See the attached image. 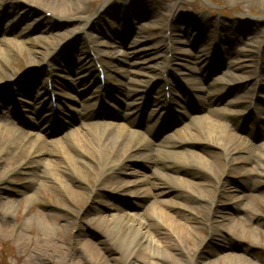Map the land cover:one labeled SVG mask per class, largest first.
I'll return each mask as SVG.
<instances>
[{"label": "rangeland", "instance_id": "1", "mask_svg": "<svg viewBox=\"0 0 264 264\" xmlns=\"http://www.w3.org/2000/svg\"><path fill=\"white\" fill-rule=\"evenodd\" d=\"M104 1L106 0H85L84 6L88 16L93 15ZM262 1L110 0L106 11L91 22L94 32L86 30L89 35L98 37L97 40L91 41L92 43L79 38L76 47L62 46L54 50L52 46L62 39L56 37L51 38L47 43L35 45L36 55L45 53L53 58L48 66L42 64L38 69H30L27 65L29 56L25 50H21V53L9 51L3 73L10 76L15 83L11 90L9 87L0 90V116L6 115L9 121L35 135H44L49 142L69 135L67 140H62L64 145L69 144L72 139L71 131H76L79 127L78 120L73 116L75 113L90 114L91 112L93 123L123 122L122 117L126 114L138 131L153 144L155 143L154 149L159 146L161 149L167 148V151L175 153L178 148L173 145L182 143L185 132L202 128L204 120H201L202 122H193V120L206 117L209 109L219 111L225 116L232 114L233 124L238 128L237 135L249 142L252 147L247 149L238 147V152L234 153L236 158L230 163V169L221 177H215L218 179L210 177L213 184L219 182L223 186L222 192L213 197L208 194L202 197L201 189L180 183L181 190H186L195 201L175 197L172 193L141 199L137 193L131 197L120 193L110 195L109 191L102 192L99 189L96 193L97 199L92 203L89 200L83 204L73 205L67 201L64 192H46L45 195L40 190L39 183L34 179L37 169L32 161H27L22 167H15L12 172H9L11 170L8 165L9 160L2 161L0 177L7 176V180L0 183V264H82L79 262L80 256L89 264H98V261L103 263L113 256L128 264H138L136 260L148 258L146 251L140 250L133 254L135 258H130V254L127 253L121 254V257L120 254H105L99 248L101 254H97L96 258L100 257L97 260L93 254H85L82 245L75 246L74 238L78 228L82 227L87 233L88 241L93 245L98 246V240L108 236V241L115 240L114 247L122 252L125 248L121 246L122 241L118 238L120 234L118 231L114 229L111 233L103 232L105 236L101 231H97L101 217L95 214L94 210L102 211V217L107 220L123 213L131 216L124 217L127 221H143L156 226L161 223L153 219L150 214L155 212L151 205L158 200L186 204L190 209V212L188 210L185 213L186 216L192 221L197 220L202 223L200 230L194 224L197 227L194 233L186 234L182 241L179 240L178 235L172 234L174 231H169L171 234L168 233V236L170 234V239L176 244L175 250L171 253L175 255L178 264H264V177L249 172L254 168L253 162L258 155L264 153V92L260 90L264 88ZM146 12L150 14L144 16ZM41 15V18L45 19L42 22L44 25L51 23L50 13L44 15L42 12ZM28 17L30 16H25L23 7L16 12L8 8L0 11V45L2 39H16L25 47H29L27 40L35 44L33 38L40 35L43 24L31 23ZM182 17L189 21L195 20L204 26L206 31L190 25ZM196 22L193 23L197 24ZM83 24L85 21L72 20L68 24L65 23L58 33L64 36L69 32L75 33L77 30L80 31ZM170 34L175 35L178 41L174 55L170 52L171 44L165 40L163 45L169 49L164 48L156 52L155 48L161 39L168 38ZM76 36L84 35L80 32ZM69 40L70 37L67 38V41ZM88 45L98 55H103L101 59L104 71H107V79L106 85L100 88L102 98L86 93L88 87H92V91L98 89L97 81L94 85L88 83L86 87L73 84L74 80L88 75L84 70L89 66L86 51ZM128 46L133 49H128ZM122 53H126L128 57H120ZM85 59L84 63L82 60ZM163 59L171 60L172 71L169 74H163L160 70L164 64ZM231 64L236 65L239 70L229 72L228 66ZM126 72L139 73L138 76H130L129 79L130 81L134 79L139 85L129 82L130 73L125 76ZM46 74L51 78L48 79ZM152 77L169 81L173 85L174 92L168 91V87L150 84ZM48 80L55 83L52 91L54 94V101L51 100L52 109L47 92L49 89L46 88ZM194 87L203 91L194 90ZM166 90L167 92L164 93ZM206 90H209L210 95ZM134 91L140 99L138 100L140 104L137 101L133 106L139 105L138 109L133 106L128 107L133 103L130 95ZM167 93L170 96L169 100ZM172 93H175V96ZM153 101L164 105L165 109L152 108L150 102ZM44 108L51 109L46 115L50 122H46L49 121L46 117H39L40 119L37 117L38 121L44 119L43 124L36 128L31 123L29 111L37 109L39 116ZM44 126L46 128L40 131L39 129ZM8 146H2L3 150ZM180 146H184L181 149L186 151L187 149L197 151L198 148L190 147L191 143ZM201 149L205 150L216 167L224 161L223 152L217 147L211 145L200 147L199 150ZM150 152L151 150L146 151L147 154ZM139 153L145 152L139 151ZM12 155L16 157V151H12ZM184 158L187 163L183 164L180 162L182 160L178 159H168L163 166L158 165L156 170L160 176L172 183L174 181L170 178L192 182L194 178L202 177L204 172L210 174L209 170H202L200 164L192 158ZM18 160L19 158H16L14 161ZM189 163L194 165L189 167L187 166ZM15 164L18 166V163ZM262 164L264 165V161ZM126 170L128 173L136 172L138 180L143 181V178L149 177L150 182L160 183L154 178L156 176L154 169H144L139 164L129 162ZM46 171H37V175L49 180ZM122 178L134 179L127 175H123ZM91 185L93 184L89 181L84 183L83 187L88 190ZM31 196H34V200L26 203L27 197ZM233 197H237L241 204L239 210L234 208ZM197 199H201V202ZM9 202L15 205L13 210L7 207ZM200 206L204 209H198ZM171 211L175 212L174 209ZM223 214L235 219L234 226L241 227L242 224H248L253 227L254 244L235 239L230 245L228 243L227 246H222L220 236L224 233L229 234L227 228L220 226V216ZM30 217H34L35 222L29 223ZM212 217L216 221L213 227L222 228L220 236L210 235ZM67 223H77V229L72 227L64 230L63 226ZM147 231L143 230V233ZM21 236L24 238L23 241L18 238ZM75 243H78L77 240ZM54 246L59 248V253L51 251ZM76 250L79 253L76 254ZM229 250L243 255L245 260L238 263V259L227 257ZM191 256H195L196 259L191 261ZM165 260L173 262L168 257Z\"/></svg>", "mask_w": 264, "mask_h": 264}, {"label": "bare ground", "instance_id": "2", "mask_svg": "<svg viewBox=\"0 0 264 264\" xmlns=\"http://www.w3.org/2000/svg\"><path fill=\"white\" fill-rule=\"evenodd\" d=\"M109 1L110 0L104 1L93 15L88 16V12L84 6L85 0H0V11L8 8L16 12L17 9L23 7L25 10V16H30L28 18L31 19L29 21L31 23H39L42 25V22L45 20L44 18H41L42 12L44 15L46 13H50L51 15V23L45 25L43 24L40 35L33 38L35 44H31L29 43V40H27V45L29 47H25L23 43L16 39L1 40L0 86H2V88L0 90L8 87L11 90L13 84L15 83L10 76L3 73V68L6 66L5 59L9 56L10 50L15 53H21V50H25L29 56L27 65L30 69H38L42 64L48 66L49 62L53 58L50 54L45 53L36 55L37 53L34 52L35 45L39 43H47L51 38L56 37H60L62 39L52 46L54 50L62 46L65 48L76 47L79 44V38L83 41L92 43L97 40L98 37L93 34L89 35L86 30L94 32L95 29L94 26H91V22L95 19V17L106 11ZM262 4H264V0L262 1ZM149 14L150 12L148 14L146 12L144 13V16ZM182 19L188 21L190 25L198 27L199 30L206 31L204 29L205 27L201 26V24L195 20L189 21V19L185 17H182ZM72 20L73 22L85 21V24L81 26L80 31L77 30L75 33L69 32V34L65 36L59 35L58 30L65 26V23L68 24ZM193 22H196L197 24ZM80 32L84 35L83 37L76 36ZM117 33L119 34V32ZM45 34L48 36L46 37ZM174 36L175 35L170 34L168 38L161 39V42H159L155 51L159 52L162 49L164 50V48L168 50L169 48L164 46L163 43L164 40L165 42L170 41V52L174 55L175 46L178 44V41H176ZM68 37H70L69 41H67ZM135 44H137V42ZM128 49L131 50L133 47L128 46ZM100 56L103 57V55ZM119 56L122 58L128 57L126 53H122ZM163 60L164 64L160 67V70L163 74H169L170 71H172L170 66L171 60ZM82 61L85 63L86 59ZM228 70L229 72H233L238 71L239 68H236V65L231 64L228 66ZM38 73H41V75L43 74L41 71H38ZM126 74H128V80L130 79V76L139 75V73L133 72H126L124 75L126 76ZM105 76L107 79V71L105 72ZM231 76L233 75L231 74ZM46 77L51 78L49 74H46ZM96 81L98 83V89L96 91H92V87H88L86 88V93H91V95L97 96V98H102V95H100L101 84L98 81V77H95L94 73L88 72V75L74 80L73 84L76 86L82 85L86 87L88 83L89 85H94ZM129 82H132L134 85H139V82L134 81V79H131V81L129 80ZM149 83L168 87V91L171 90L174 92L173 85L169 83V81H164L159 77H152ZM52 84L54 88L55 83L53 81ZM105 85L106 80L104 86ZM145 90H147V88H145ZM194 90L203 91L197 87H194ZM260 90L264 92V88H260ZM206 93L210 95L209 90H206ZM172 95L175 96V93H172ZM130 99H133V103L128 105V107L136 105L135 102L138 100L140 101L135 91L130 95ZM49 105L51 107L50 103ZM150 106L152 108H156L157 110L165 109L164 105H159L155 101L150 102ZM133 107L138 109L139 105ZM47 111L49 113L51 109L47 110L44 108L39 116L37 109L35 111L33 109L29 111L31 123L34 124V127L39 128L40 125L43 124L42 120L44 118L40 121L38 120L40 119L39 117H46L48 114ZM207 111H209V113L206 117L193 120V122H202L201 120H204L203 127H198L196 129L189 130V132H185V134H183L182 143L173 145L178 148V151L175 153L167 151V148L161 149L159 146H157V149H154L156 148L155 143L153 144L149 138H146L143 133L139 132L138 128L135 127L134 122L130 121L128 118L129 115L126 114L122 117L123 122L93 123L91 119V112H89L90 114L75 113L73 116H75L76 120H78L79 127L76 131H71L70 135H72V139L67 146L63 144L62 140H67L69 135H64L57 141L49 142L44 135H35L29 130H26L16 123L9 121L8 118H6V115L2 114L0 116V162H8L9 160L8 165L11 167L9 172H12L16 169L15 167H22L27 161H32L37 169L34 173V179L39 183L40 190H42L45 195L46 192H64L67 201L73 205L83 204L89 200L92 203L97 199L96 193L99 192V189L102 192L103 190L109 191L110 195L120 193L131 197L137 193L140 195L141 199H150L151 197H156L158 195L172 193L175 197H184L186 200L195 201V198L191 197V194L189 195L186 190H181L180 183L187 187L191 186L196 189H201L202 197L207 196V194L213 197L215 194L222 192L223 186L219 182L217 184H213V182L210 181V177L219 178L230 169V163L236 158L234 153L238 152V147L247 149L252 146H250L251 144H249V142L245 139H242L241 136L237 135L236 130L238 128L233 124L234 118H232V114L225 116L219 111H210L209 109ZM233 113L237 114V112ZM37 117L39 118L38 120ZM46 122L48 123L50 120ZM45 128L46 126L40 128L39 130L43 131ZM186 128L188 129V127ZM190 143V147H198L197 151H188V149L186 151L181 149L184 148V146L180 145ZM5 145L9 146L6 150H3L2 146ZM211 145L213 147H217L218 150L223 152L224 161L220 163L218 167H216L215 163L208 158L204 149L199 150L200 147L204 148ZM148 150H151L149 154L146 153ZM12 151H16V157L13 155L11 156ZM139 151H144L145 153L140 154ZM184 157L192 158L200 164L202 170L205 171L207 169L210 171V174L204 172L202 177L194 178L192 182L188 180L180 181L179 179L170 178L171 181H174V183H172L170 181L168 182L167 179L160 176L157 172L156 169L159 167L158 165L163 166V163L168 159H178L182 160L180 162L183 164L187 163V160ZM16 158H19L17 162L14 161ZM263 161L264 153L260 156L258 155L256 161L253 162L254 168L249 170V172H253L258 174L260 177H264ZM129 162L139 164L144 169H154V175H156L154 178L160 183L150 182L149 177L143 178V181L136 179L138 178V174L136 172L128 173L126 170L127 163ZM15 163H18V166H15ZM191 165L193 166L194 163H189L187 166L190 167ZM40 170H47L46 172L49 180L39 174L37 175V171ZM123 175H127L128 177H132L134 179L124 180L122 178ZM6 177L7 176L0 177V183L6 181ZM87 181H91L93 184L89 186L88 190L83 187L84 183H88ZM140 186L147 187L145 189H139L138 187ZM233 199L234 208L239 210L241 208V204L238 201V198L233 197ZM33 200L34 196L27 197L26 203H30ZM197 201L201 202V199H197ZM7 207L10 210H13L15 205L12 202H9ZM151 207L155 209V212L151 213L150 216L153 219H157V222H160L161 224L158 223L156 226H152L143 221H127L124 217L129 218L131 216L127 214H124V216L123 213H120L117 217H113L111 220H107L102 217V211L94 210V213L100 215L101 217V222H99L100 224H98V228H96L97 231H101V234L103 235V232L111 233L114 229L118 231L121 234L118 236L119 240L122 241L121 246L125 248L122 252L114 247L113 242H115V240L108 241V236L105 235L104 239L98 240V246L93 245L90 241H88L87 233L84 232L82 227L78 228L74 238V245H82L85 248V254H93L95 258L97 254H101L99 248H101L105 254H120L121 257V254L127 253L130 254V258H135V255L133 254L138 253L140 250H144L148 254V258H140L139 261L134 260L138 264H178L175 260V255L171 253L175 250L176 244L170 239L171 233L169 231H174L172 234L178 235L177 237L180 241H182L185 239L186 234L194 233L196 230L195 228L198 227V230H200L202 228V223L197 220L192 221L188 216H186L185 213H187L188 210L190 212V209L186 204L177 203L175 201L158 200L155 201ZM200 208L204 209L203 206H200L198 209ZM173 209L175 212L171 211ZM220 220V226L227 228L228 230L226 231H228L229 234L227 235V233H224L220 236V230L222 228L216 226L213 227V224H215L216 221H214V217H212L210 220V235L211 237H222L219 238L222 246L225 247L228 243L230 245V243H232L235 239L249 244H254L255 229L253 227L248 224H242L241 227L234 226L233 222L235 219L226 214L221 215ZM28 222H35V218L30 217ZM194 224L197 227H195ZM72 227L77 229V223H67L66 226H63V229L67 230V228ZM143 230L148 231L143 233ZM168 233H170V237L168 236ZM18 238L20 241H23L24 239L22 236ZM118 238L117 241H119ZM76 240L78 243H75ZM197 247H195V249H197ZM51 251L59 253V248L54 246L51 248ZM77 253H79V251L76 250V254ZM195 254L196 252H194V255ZM116 257L117 256H113V258L103 263H99L98 261V264H128ZM166 257L171 259L173 262L165 260ZM227 257L234 260L238 259V263L245 260L243 255L235 254L231 250H229ZM99 259L100 257L97 260ZM190 259L193 261L196 258L195 256H191ZM79 262L82 264H89L82 256H80Z\"/></svg>", "mask_w": 264, "mask_h": 264}]
</instances>
